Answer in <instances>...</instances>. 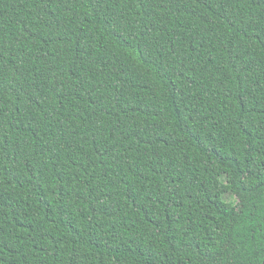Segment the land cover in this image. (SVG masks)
<instances>
[{
	"label": "trees",
	"instance_id": "trees-1",
	"mask_svg": "<svg viewBox=\"0 0 264 264\" xmlns=\"http://www.w3.org/2000/svg\"><path fill=\"white\" fill-rule=\"evenodd\" d=\"M264 0H0V264H263Z\"/></svg>",
	"mask_w": 264,
	"mask_h": 264
},
{
	"label": "water",
	"instance_id": "water-1",
	"mask_svg": "<svg viewBox=\"0 0 264 264\" xmlns=\"http://www.w3.org/2000/svg\"><path fill=\"white\" fill-rule=\"evenodd\" d=\"M263 264H264V262H263Z\"/></svg>",
	"mask_w": 264,
	"mask_h": 264
}]
</instances>
